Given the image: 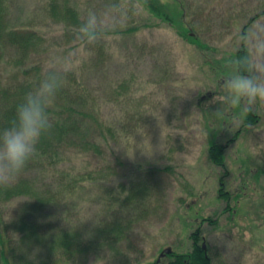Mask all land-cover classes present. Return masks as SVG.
Here are the masks:
<instances>
[{"label":"rangeland","instance_id":"obj_1","mask_svg":"<svg viewBox=\"0 0 264 264\" xmlns=\"http://www.w3.org/2000/svg\"><path fill=\"white\" fill-rule=\"evenodd\" d=\"M73 1L81 5L84 18L95 12L104 19L110 5H123L122 17H107L106 30L119 38L106 42L99 62H92L97 53L86 45L68 51V40L57 32L62 25L43 13L46 0H9L7 20L11 25L34 23L41 29L53 44L47 51L52 59L75 52L72 71L84 68L81 78L96 93L102 118L118 130L115 154L108 160L113 173L95 177L111 181L88 187L84 197L70 196L68 203L51 211L56 217L50 226L77 230L88 239L97 236L94 230L106 222L131 223V250L118 255L103 244L101 256L76 264L155 263L162 249L186 252L191 246L189 234L199 224L213 264H264V107L256 112L258 125L244 128V114L234 110L217 115L219 106L210 103L214 92L221 91L237 49V30L250 19L252 24L264 23V0H180L188 25L210 48L204 51L165 24L142 28L150 15L141 0ZM138 26L135 35L125 33ZM14 57V50H8L0 79L13 75ZM239 129V139L226 153L225 180L239 203L233 199L231 207L236 210L227 212L226 203L218 199L223 171L211 163L207 148L211 138L225 141ZM87 162L68 155L60 168L84 169ZM150 168L167 171L144 173ZM122 183H128L130 191L145 186L142 204L135 200L123 208L114 204ZM108 187L116 188L110 196ZM202 219L212 221L203 224ZM212 231L223 239H210ZM46 254V249L33 250L31 258L43 261Z\"/></svg>","mask_w":264,"mask_h":264},{"label":"trees","instance_id":"obj_2","mask_svg":"<svg viewBox=\"0 0 264 264\" xmlns=\"http://www.w3.org/2000/svg\"><path fill=\"white\" fill-rule=\"evenodd\" d=\"M141 1L146 8L145 13L150 15L148 23H142V28L165 24L179 38L196 46L200 51L210 49L201 42L193 27L191 29L188 25L187 12L180 0ZM8 3L9 0H0V65L4 63L8 50L13 49L15 71L7 79H0V129L10 125L15 118L18 104L26 93L38 86L43 69L52 59L47 51L53 48L50 38L48 39L34 23L11 25L7 20ZM43 10L47 20L51 19L57 25H62L57 32L68 40V51L85 45L76 35L77 29L86 19L83 17L81 5L73 0H46ZM253 20L250 19L243 29L250 26ZM140 29L138 26L127 29L125 33L135 35ZM106 45V42H101L95 47L88 46L98 56L92 62L96 63L102 59ZM235 55L237 49L232 53V57ZM83 71L84 68H76L68 74L65 86L50 109L53 128L50 134L42 138L35 156L20 179L9 187H0V264H76L94 256H101L105 249L103 244L106 249L115 251L118 255L131 250V223L118 220L106 222L94 230L97 236H90L88 239L77 230L50 226L56 217L51 211L68 203L72 195L86 196L88 187H103L99 184H105L111 179L95 178L97 173H113L114 169L108 160L115 154L114 142L117 141L115 134L118 130L102 118L96 93L81 78ZM229 71L230 68L226 69L225 73L228 74ZM259 119L260 116L256 112L244 113L243 127L256 126ZM241 133L242 129H239L225 141L213 137L209 140L207 148L211 163L223 171L218 199L226 203L227 212H234L236 209H232L231 201L235 199L239 203V200L226 189L225 180L229 176L226 153ZM68 155L88 161L87 166L84 169L72 170L60 168L66 163ZM90 161L96 162V166ZM123 167L128 165L123 163ZM138 168L140 169L141 165ZM166 171L167 169L150 168L144 173ZM131 172L132 170H129L126 173ZM257 178L259 180L260 177ZM118 187H121V192L114 196V204L121 203V208L133 200L142 204L146 193L145 186L135 187L133 191L129 190L128 183H122ZM108 189L109 196L116 190L114 187ZM126 193L128 197L121 196ZM110 206L112 204L107 202V207L111 208ZM207 221L212 220L202 219L203 224ZM201 225L190 232L191 246L186 252L162 249L159 259L148 264H161L160 260L163 258L168 259L167 264H213ZM123 242L124 245H121ZM39 249L47 250L43 261L31 258L32 251Z\"/></svg>","mask_w":264,"mask_h":264},{"label":"clouds","instance_id":"obj_3","mask_svg":"<svg viewBox=\"0 0 264 264\" xmlns=\"http://www.w3.org/2000/svg\"><path fill=\"white\" fill-rule=\"evenodd\" d=\"M123 15L119 2L110 5L104 19L89 12L77 29V38L90 47L118 39L106 30L107 17L115 20ZM235 42L237 55L231 58L230 71L220 84L221 91L214 92L210 102L219 106L217 115L234 110L241 114L255 113L264 107V23L238 29ZM75 55L72 52L64 58H53L43 69L38 86L18 104L10 125L0 129V187H9L20 179L42 138L50 134L53 128L50 109L66 84ZM211 238L223 239L215 231L211 232Z\"/></svg>","mask_w":264,"mask_h":264}]
</instances>
